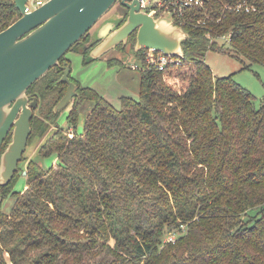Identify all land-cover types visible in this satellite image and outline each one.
Instances as JSON below:
<instances>
[{"label":"trees","instance_id":"16d2710c","mask_svg":"<svg viewBox=\"0 0 264 264\" xmlns=\"http://www.w3.org/2000/svg\"><path fill=\"white\" fill-rule=\"evenodd\" d=\"M245 1L256 11L226 9ZM203 11V24L197 14L175 21L190 36L184 58L163 71L147 67L132 34L139 100L123 97L116 108L71 77L78 88L67 129L75 135L66 141H56L67 129L55 107L70 61L28 90L39 101L29 143L54 125L39 154L60 162L19 167L2 187V200L19 199L9 215L0 206V264H264V101L256 107L250 90L206 62L213 50L264 65V0H208ZM20 17L15 0H0V32ZM228 34L225 49L218 39ZM80 42L70 50L87 61L97 42ZM85 101L94 106L78 134ZM24 173L28 188L15 192Z\"/></svg>","mask_w":264,"mask_h":264},{"label":"water","instance_id":"95a60500","mask_svg":"<svg viewBox=\"0 0 264 264\" xmlns=\"http://www.w3.org/2000/svg\"><path fill=\"white\" fill-rule=\"evenodd\" d=\"M118 1L129 10L128 18L121 26L119 20L102 23L94 38L99 43L91 50L88 62L103 57L121 43L126 44L135 32L136 51L155 49L184 58L183 41L190 34L173 20L156 18L142 10L138 0H47L31 12L26 11L28 0H15L21 17L0 32V148L12 133V140L1 156L0 206L1 189L13 180L19 169L32 134L31 121L39 106L38 98L31 100L28 90L60 65L66 53ZM63 66L61 81L68 88L55 107L57 113L70 104L78 88L70 78V63L65 60Z\"/></svg>","mask_w":264,"mask_h":264},{"label":"rangeland","instance_id":"374dc122","mask_svg":"<svg viewBox=\"0 0 264 264\" xmlns=\"http://www.w3.org/2000/svg\"><path fill=\"white\" fill-rule=\"evenodd\" d=\"M116 4L112 8L113 13H116L119 9L118 3ZM163 18H166L169 21L172 20L170 14H165ZM103 22H105V20L99 24L97 23V25L86 34L89 35L90 38L87 39L85 35L76 48L87 45V42H93L96 31L102 26ZM218 41L225 47V49H229L230 44L228 41L222 38L218 39ZM65 56L70 61L72 77L82 86L91 87L96 90L99 95L109 100L116 108L122 107L123 97H132L136 100L140 99L141 71L135 69L133 65L138 64L140 68H142V64L138 57L132 52L130 43L126 44V46L125 44L120 45L106 53L103 57L92 62L85 61L84 55L74 50L68 51ZM111 58H120L122 64L113 66L109 65V60ZM206 62L212 68L217 77L233 75L238 83L250 90L252 94L256 96V107L261 106L264 101L263 64L253 63L245 57L237 58L228 53L213 50H210L207 53ZM72 102L73 100L70 102L69 106L61 111L57 120L58 125L64 129L69 128L67 119L73 107ZM93 106V101L84 102L80 111L78 126L76 128L78 134H83L85 132V123ZM55 129L56 127L51 125L45 135L36 137L35 140L28 143L27 150L23 155L19 167L27 169L32 163L45 165L46 167L58 166L60 161L56 153L47 157H42L39 154L41 147L51 138ZM64 134V137L56 141H66L75 135L74 131L71 129H67ZM27 184L28 176L24 173L14 186V191L24 193L28 188ZM18 199V196L13 195L4 199L1 203L3 213L6 215L11 214ZM176 236L177 235H171L172 238H176Z\"/></svg>","mask_w":264,"mask_h":264},{"label":"built area","instance_id":"2783aa9c","mask_svg":"<svg viewBox=\"0 0 264 264\" xmlns=\"http://www.w3.org/2000/svg\"><path fill=\"white\" fill-rule=\"evenodd\" d=\"M47 0H28L27 2V12H31L44 4ZM133 2L135 0H128ZM141 5V9L147 11L149 14L155 16L156 18H163L165 14H170L172 20L184 22V18L191 15L197 14L201 17L198 18V24H203L208 17L203 9L206 8L208 0H158L153 3V0H138ZM228 10L240 11L245 9L247 12L256 11L255 5H250L249 3L240 2L234 7L227 6ZM222 39L230 42L231 34L224 35ZM144 60L149 69L163 71L170 64L178 63V59L173 56L166 55L163 51H157L155 49H145L144 50ZM135 69H141L138 64H134Z\"/></svg>","mask_w":264,"mask_h":264},{"label":"flooded vegetation","instance_id":"af4514ba","mask_svg":"<svg viewBox=\"0 0 264 264\" xmlns=\"http://www.w3.org/2000/svg\"><path fill=\"white\" fill-rule=\"evenodd\" d=\"M118 3V5H119V9L117 10V12L116 13H113V7L111 8L112 10H110L99 22H98V24L100 23V22H102V21H108V19L109 20H114V21H122L123 20V22L121 23L120 22V25L119 26H121L125 21H126V19L128 18V15H129V10L126 8V7H124L123 5H121V3L118 1L117 2ZM117 5V4H116ZM134 34V33H133ZM89 36V35H88ZM132 36V35H131ZM131 36H130V38H131ZM130 38L128 39V42L126 43V44H128L129 43V40H130ZM99 43V42H98ZM124 43H121L120 45H123ZM126 44H125V46H126ZM120 45H118V46H120ZM65 61V60H64ZM64 63V62H63ZM64 74V73H63ZM63 76V75H62ZM72 77V73H71V75H70V78ZM71 80H72V78H71ZM73 81V80H72ZM7 139V138H6ZM6 141V140H5ZM4 141V142H5ZM4 144V143H3ZM9 145V144H8ZM3 146V145H2ZM8 147V146H7ZM2 148V147H1ZM0 148V149H1ZM3 154V153H2ZM2 154H1V156H2ZM0 163H1V161H0ZM19 166H20V163H19ZM2 202H3V200H2Z\"/></svg>","mask_w":264,"mask_h":264}]
</instances>
